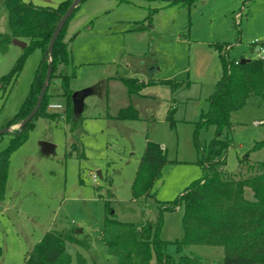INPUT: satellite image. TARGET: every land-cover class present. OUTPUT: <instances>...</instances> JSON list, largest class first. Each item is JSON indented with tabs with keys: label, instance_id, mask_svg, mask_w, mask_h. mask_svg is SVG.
<instances>
[{
	"label": "rangeland",
	"instance_id": "obj_1",
	"mask_svg": "<svg viewBox=\"0 0 264 264\" xmlns=\"http://www.w3.org/2000/svg\"><path fill=\"white\" fill-rule=\"evenodd\" d=\"M22 1L38 6L60 2ZM7 32V11L0 0V33ZM64 39L74 71L70 89L92 92L83 98L82 123L76 130L70 132L62 116L34 118L24 142L11 151L0 198V264H24L31 247L48 230H73L85 240L87 249L69 246L68 250L83 254L88 264H116L101 240L105 202L121 221L156 222L158 207L170 205L202 176L194 139L204 146L214 136V127L196 130L195 122L208 109V98L222 74L217 47H224L229 60L257 59L253 43L264 41V0H195L189 5L167 0H82L66 23ZM21 53L12 40L0 51V77ZM41 57L39 48L32 49L15 81L5 88L0 85V129L18 112ZM120 76L189 85L172 92L155 83L129 95L117 79ZM48 93L49 103L62 105L47 106L48 110L62 115L57 82ZM128 105L136 110V118H114ZM171 108L173 127L166 119ZM230 120L231 142L223 170L235 173L245 165L239 162L247 154L248 163L264 157L261 149L250 150L264 139V99L250 96ZM17 124L0 134V152L9 146ZM146 140L158 143L169 161L154 185V197L133 200L131 183ZM41 141L52 143L54 151L43 153ZM244 195L251 198L250 189L245 188ZM182 216V205L161 213L159 236L167 241L165 250L174 259L188 249L179 252L173 243L183 236ZM189 248L210 259L209 264L219 263L222 256L216 246Z\"/></svg>",
	"mask_w": 264,
	"mask_h": 264
},
{
	"label": "trees",
	"instance_id": "obj_2",
	"mask_svg": "<svg viewBox=\"0 0 264 264\" xmlns=\"http://www.w3.org/2000/svg\"><path fill=\"white\" fill-rule=\"evenodd\" d=\"M171 3L192 4L195 0H167ZM72 0H61L56 7L38 6L22 0H4L7 11L9 32L0 33V51H4L9 42L18 38L26 41V46L16 59L9 72L0 77L2 88L11 85L26 59L34 48L42 52L41 60L35 70L30 89L18 112L7 122L5 127L19 123L33 108L36 97L45 80L48 62L51 64V75L47 90L41 104L33 116L21 130L13 131L14 137L9 146L0 152V198H2L9 156L11 151L24 142L26 129L34 118L62 120L73 132L82 123L81 110H77L72 99L70 78L72 70L71 51L64 40L65 27L59 31L48 60V45L61 15L67 10ZM79 5L75 7L71 16ZM70 16V17H71ZM69 17V18H70ZM222 74L215 82L213 92L209 96V107L201 112L195 122L196 130L202 126L212 125L214 136L207 144L201 146L196 139L194 144L198 152V163L202 176L190 183L170 205L159 206L156 222L146 220L141 223L121 221L116 218L108 201L105 202L102 241L108 253L116 260V264H209L210 259L196 254L189 246L212 247L221 249L222 256L217 264H264V157L248 163V154L239 162L235 173L224 172L226 152L230 146L227 131L231 127L230 115L241 108L246 100L254 95L264 99V64L260 59L229 60L222 45L217 47ZM126 87L129 95L137 94L144 86L160 83L170 87L172 92L187 87L182 81L148 79L143 81L135 77H117ZM57 82L63 97V114L48 110L49 88ZM173 108L168 109L166 119L174 126ZM136 110L128 105L120 108L116 119H134ZM73 150L76 145L72 144ZM261 149L264 152V139L256 141L251 151ZM169 160L161 146L151 140L145 146L139 160L135 176L131 183L133 200L154 197V185L160 179L161 170ZM245 166V167H244ZM251 191V198H246L244 189ZM182 205L183 236L175 240L177 250L187 249L177 259L166 250L167 241L160 238L162 227L161 213ZM69 246L82 249L88 243L79 239L73 230H48L34 244L24 260V264H88L80 252L73 254ZM154 257V260H153Z\"/></svg>",
	"mask_w": 264,
	"mask_h": 264
},
{
	"label": "water",
	"instance_id": "obj_3",
	"mask_svg": "<svg viewBox=\"0 0 264 264\" xmlns=\"http://www.w3.org/2000/svg\"><path fill=\"white\" fill-rule=\"evenodd\" d=\"M81 1L82 0H72L71 4L67 8V10L61 15L59 21L57 22L56 27H55V29L53 31L52 36H51L49 45H48V60H50L52 47H53L54 41H55L59 31L64 26L66 21L69 19V17L71 16L73 10L75 9V7L77 5H79V3ZM12 41H13L14 44L18 45L22 49L27 44L25 41L20 40L18 38H14V39H12ZM248 60L249 59L241 58L240 62H245V61H248ZM50 75H51V64H50V62H48V68H47V71H46L45 80H44V82L42 84V87H41L37 97H36V102H35L33 108L29 111V113L17 124L18 131L21 130V128L26 123H28L33 118V116L36 114V112H37V110H38V108H39V106L41 104V101L43 99V96H44V94H45V92L47 90L48 83H49V80H50ZM89 93H90L89 89L76 91V92L72 93V99L76 103L77 110H80V108L82 107V104H83V98L85 96H87ZM8 131H11V130L8 127H3V128L0 129V134L8 132ZM40 148H41V151L43 153H45V154L52 153L54 151V145L52 143L46 142V141H41L40 142ZM97 173L100 174V171H97Z\"/></svg>",
	"mask_w": 264,
	"mask_h": 264
},
{
	"label": "built area",
	"instance_id": "obj_4",
	"mask_svg": "<svg viewBox=\"0 0 264 264\" xmlns=\"http://www.w3.org/2000/svg\"><path fill=\"white\" fill-rule=\"evenodd\" d=\"M253 44L257 45V50H256V57L257 59H260L262 61H264V41H255ZM62 105L59 103H49L48 104V108L50 109H57V108H61ZM93 181L96 180L97 176L94 173L92 175Z\"/></svg>",
	"mask_w": 264,
	"mask_h": 264
},
{
	"label": "crops",
	"instance_id": "obj_5",
	"mask_svg": "<svg viewBox=\"0 0 264 264\" xmlns=\"http://www.w3.org/2000/svg\"><path fill=\"white\" fill-rule=\"evenodd\" d=\"M60 1H61V0H60ZM50 7H56V6H50ZM20 40H21V39H20ZM64 40H65V39H64ZM23 41H24V40H23ZM25 42H26V41H25ZM148 79H152V80L156 81V80L153 79V78H148ZM158 81H160V80H158ZM182 88H185V87H182ZM182 88H181V89H182ZM181 89H180V90H181ZM180 90H178V91H180ZM178 91H176V92H178ZM91 92H92V91L90 90V93H91ZM90 93H89V94H90ZM83 105H84V104H83ZM83 107H84V106H83ZM82 109H83V108H82ZM97 174H98V173H97Z\"/></svg>",
	"mask_w": 264,
	"mask_h": 264
}]
</instances>
